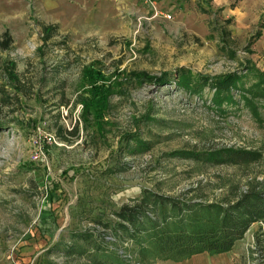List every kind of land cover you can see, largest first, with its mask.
Here are the masks:
<instances>
[{
  "label": "rangeland",
  "instance_id": "374dc122",
  "mask_svg": "<svg viewBox=\"0 0 264 264\" xmlns=\"http://www.w3.org/2000/svg\"><path fill=\"white\" fill-rule=\"evenodd\" d=\"M198 1L0 0V41L11 37L0 42V264H93L62 252L71 232L112 217L143 188L179 194L199 180L214 198L250 178L264 185V99L255 115L234 89L236 101L219 111L212 88L199 94L177 80L180 67L192 79L263 69L264 36L254 33L264 29V0H206L202 11ZM43 23L56 25L46 39ZM87 65L110 83L101 128L83 118ZM163 72L158 83L145 79ZM222 145L261 155L229 164L171 153ZM257 223L253 240L258 229L264 240Z\"/></svg>",
  "mask_w": 264,
  "mask_h": 264
},
{
  "label": "trees",
  "instance_id": "16d2710c",
  "mask_svg": "<svg viewBox=\"0 0 264 264\" xmlns=\"http://www.w3.org/2000/svg\"><path fill=\"white\" fill-rule=\"evenodd\" d=\"M205 1H198L199 10H208ZM229 20V17L225 19ZM263 23L264 20L260 25ZM55 27L52 23H43V38H48ZM223 30L221 46L229 49L224 43L226 29ZM254 34L259 36L260 30ZM10 41L8 36L0 42L6 47ZM180 68L183 72L177 80L189 91L199 93L205 85L213 89L209 100L217 110H223L225 104L236 101L233 90L237 89L242 101L250 106L255 115H259L257 102L264 99V68L244 64L242 72L196 73L195 79H192L188 69ZM248 72L252 74V79L245 84L243 79ZM83 74L86 82L85 95L81 99L83 118L86 120L91 114V121L101 128L110 83L95 67L87 65ZM134 75L143 77L144 73L134 71ZM146 75L145 79H152L155 83L166 78L165 72L154 78ZM10 77L14 80L17 75L11 73ZM171 153L229 164L248 163L261 155L259 149L233 145L207 149L178 148ZM226 190L219 197L207 198L199 180L179 194L143 188L132 202H122L113 209L112 217L92 216L95 226L71 232L73 240L64 243L62 252L86 254L93 264H153L157 258L181 260L200 251L209 254L225 251L243 236L254 220H264V185L260 179L250 178L246 186L239 189L231 183ZM259 231L254 236V242L260 250L258 257L262 258L264 248Z\"/></svg>",
  "mask_w": 264,
  "mask_h": 264
},
{
  "label": "crops",
  "instance_id": "0c3cea01",
  "mask_svg": "<svg viewBox=\"0 0 264 264\" xmlns=\"http://www.w3.org/2000/svg\"><path fill=\"white\" fill-rule=\"evenodd\" d=\"M262 35L264 36V29L260 31L259 37H262ZM257 221L258 220H254V222H252L244 231L243 236L235 240V242L229 249H226L225 251L221 252H214L211 254L206 251L196 252L195 254H192L188 257H184L181 260H174L172 264H257V262L259 264H261L262 262L264 263V257H262V262H260V260L262 259L261 257H252L254 253L251 248V244L254 241L253 231L256 228L254 224H256ZM261 242L264 243V240H262Z\"/></svg>",
  "mask_w": 264,
  "mask_h": 264
},
{
  "label": "built area",
  "instance_id": "2783aa9c",
  "mask_svg": "<svg viewBox=\"0 0 264 264\" xmlns=\"http://www.w3.org/2000/svg\"><path fill=\"white\" fill-rule=\"evenodd\" d=\"M251 247H253V246H251ZM254 248V247H253Z\"/></svg>",
  "mask_w": 264,
  "mask_h": 264
}]
</instances>
